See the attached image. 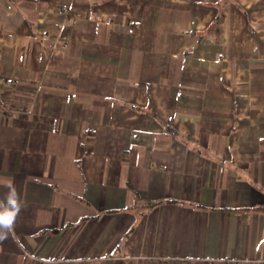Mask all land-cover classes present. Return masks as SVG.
<instances>
[{
	"label": "crops",
	"instance_id": "obj_1",
	"mask_svg": "<svg viewBox=\"0 0 264 264\" xmlns=\"http://www.w3.org/2000/svg\"><path fill=\"white\" fill-rule=\"evenodd\" d=\"M0 264H264V0H0Z\"/></svg>",
	"mask_w": 264,
	"mask_h": 264
},
{
	"label": "clouds",
	"instance_id": "obj_2",
	"mask_svg": "<svg viewBox=\"0 0 264 264\" xmlns=\"http://www.w3.org/2000/svg\"><path fill=\"white\" fill-rule=\"evenodd\" d=\"M8 191L3 200H0V241L6 239L13 232L23 204L16 187L7 184Z\"/></svg>",
	"mask_w": 264,
	"mask_h": 264
}]
</instances>
